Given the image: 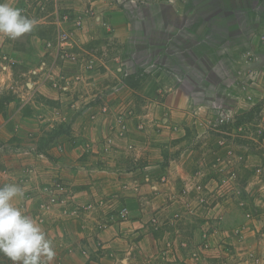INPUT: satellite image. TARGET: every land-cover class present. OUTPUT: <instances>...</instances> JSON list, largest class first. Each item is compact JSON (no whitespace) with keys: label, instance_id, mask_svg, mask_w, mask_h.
I'll return each instance as SVG.
<instances>
[{"label":"rangeland","instance_id":"rangeland-1","mask_svg":"<svg viewBox=\"0 0 264 264\" xmlns=\"http://www.w3.org/2000/svg\"><path fill=\"white\" fill-rule=\"evenodd\" d=\"M118 1L119 7L131 17V29L121 50L115 52L121 54L124 71L128 73L125 81L129 76L135 82L126 83L128 90L132 89L131 95L127 88L116 92L122 93L121 100L126 103L114 109L117 118L112 117L113 130L124 137L127 130L129 132L134 109L153 112L155 116L156 106L151 109L146 104L164 99L172 89L189 96L195 107L202 110L197 113L193 127L189 120L184 122L192 132L197 130L205 136L207 149L198 153L192 150L199 158L198 167L193 169L196 178L185 196L172 200L181 206L177 216L187 221L193 239L190 246L182 237L177 238L179 241L174 239L181 264H188L191 259L197 264H264V36L261 35L264 0H181L176 3L153 0L137 4ZM0 2L20 9L22 15L34 21L32 31L15 40L0 35V187L9 183L20 186L24 194L15 197L13 205L41 227L52 240L56 255L70 252L74 256L73 264H80L84 262L82 253L87 251V246L58 244L63 233L57 223L64 221L60 212L67 205L66 191H60L64 201L58 203L49 201L43 194L46 186L64 182L59 177L48 176L52 169L39 161L44 160L40 153L46 155L42 149L48 140L65 131V123L51 127L48 126L50 121L43 122L44 129L33 136L30 135L33 130H23L25 123H35L30 117L34 102L43 113L48 105L34 85L38 76L53 82L57 80L60 93L78 95V90L84 89L89 95L87 84L81 85L86 74H73V70L64 69H72L71 65L65 66L66 62L86 65V58L91 57V49L75 50L73 29L84 28L77 19L80 7L90 9L91 5H96V0ZM97 5L102 13L114 8L113 0H98ZM63 30L69 37L61 47ZM103 53L100 55L104 56ZM58 65L65 66L58 68L62 71L59 75L62 83L55 75ZM63 73L68 74L61 77ZM59 83L70 88L62 89ZM141 83L144 85L139 91ZM142 118L136 115L132 121L138 120L137 128L142 131L148 128L149 134L155 137L152 122L140 126ZM166 125L175 129L172 121H164L163 128ZM109 149L103 148L105 152ZM155 156H162L161 152ZM37 157L45 168L42 169L45 177L33 174ZM75 209H72L73 215H78V212L74 214ZM120 214L121 218L128 219L125 209ZM110 219H114V215ZM51 223L55 229L50 227ZM73 224L74 229L71 228L68 235L76 240L84 233L76 231L77 223ZM85 228L91 229L89 225ZM105 228L99 224L95 232L90 231L91 241L95 233ZM180 242V246L175 245ZM88 247L96 250L93 244ZM5 263L13 264L0 253V264Z\"/></svg>","mask_w":264,"mask_h":264},{"label":"crops","instance_id":"crops-1","mask_svg":"<svg viewBox=\"0 0 264 264\" xmlns=\"http://www.w3.org/2000/svg\"><path fill=\"white\" fill-rule=\"evenodd\" d=\"M97 1L90 9L83 8V5L80 7L77 19L84 24V28L73 29L75 50L80 52L79 49H91V57L86 58L85 62L87 66L66 62L65 66L71 65L72 69L58 65L55 74L59 77L62 73L58 70L59 67L73 70V74H86L87 80L81 85L87 84L89 95L84 89L78 90V95L60 93L57 80L53 82L38 76L39 80H35L34 85L44 95L48 105L43 113L42 110H37L39 107L34 102L33 117H30L35 123L24 121L27 125L23 131L33 130L30 133L32 136L37 135L43 128V122L50 121L48 126L51 127L65 123V131L48 140V144L42 149L46 155L40 153L44 160H39L52 169L51 175L46 174L61 178L65 186L67 207L60 212L64 221L57 223V226L61 225L59 227L63 233L58 244L70 247L74 244L87 246V251L82 253L84 262L80 264H181V256L175 250L174 239L179 241L177 238L182 237L188 241L189 246L193 239L190 236L191 228L186 225L187 221L177 216L181 213V206L172 200L185 196L193 178H196L193 169L198 167L199 158H196L192 150L198 153L201 149H207L205 136L198 134L197 130L192 132L184 122L189 120L193 127L197 113L202 110L195 107L189 96L172 89L164 99L152 100L150 104H146L151 109L156 106L155 116L153 112L145 113L134 109L135 113L130 117L129 132L127 130L124 137L117 135L110 124L112 117L117 118L115 107L125 104L126 100L122 101V93L116 92H122L126 88L128 90L129 87L125 81L128 73L124 71L121 54L115 51L121 50L130 35L131 17L119 7L121 3L118 0H113L114 8L109 13L99 12ZM146 1L153 0H126L125 3L137 4ZM166 1L176 3L181 0ZM106 27L110 30H106ZM261 33L263 38L264 29ZM100 53L105 55L101 56ZM67 74L63 73L61 77ZM58 79L62 83L60 77ZM143 85L144 83L139 85V91ZM60 86L62 89L70 88L63 87L62 84ZM128 91L131 95L132 89ZM127 98L128 95L125 99ZM18 111L21 118L23 112L21 109ZM136 115L143 117L140 126L152 122L155 137L149 134L151 130L148 128L144 131L137 128L140 122L132 121ZM164 121H172L175 129L171 130L168 125L163 128ZM40 133L42 135L43 130ZM114 141L115 146L111 145ZM103 148L111 150L105 152ZM160 152L162 156L156 158L155 155L159 156ZM254 155L261 158L260 154ZM38 157L34 161L37 166L35 171L33 169V174L44 176L42 169L45 168L41 167ZM74 207V214L78 212V215H73ZM124 209L128 219L120 217V212ZM112 214L114 219L111 220ZM73 222L77 223L76 231L80 230L81 235L84 233L76 240L68 235L74 227ZM52 224L50 227L54 228L55 225ZM99 224L106 228L95 233L94 240L91 241L93 238L88 234L90 231L95 232L94 228H99ZM88 225L90 230L85 228ZM89 244L95 245L96 250H90ZM180 244L181 242L175 245ZM73 257L70 252H62L59 256L55 255L50 264H73ZM192 263L197 264L194 259L188 264Z\"/></svg>","mask_w":264,"mask_h":264},{"label":"clouds","instance_id":"clouds-1","mask_svg":"<svg viewBox=\"0 0 264 264\" xmlns=\"http://www.w3.org/2000/svg\"><path fill=\"white\" fill-rule=\"evenodd\" d=\"M33 27L34 21L22 15L20 9L0 2V35L15 40ZM23 194L14 183L0 187V253L13 264H50L56 255L52 240L12 203Z\"/></svg>","mask_w":264,"mask_h":264},{"label":"built area","instance_id":"built-area-1","mask_svg":"<svg viewBox=\"0 0 264 264\" xmlns=\"http://www.w3.org/2000/svg\"><path fill=\"white\" fill-rule=\"evenodd\" d=\"M68 37L69 34L63 30L62 33L60 34L61 47L64 45L65 42L68 41ZM60 191L65 192V186L63 184L54 185L52 187L46 186L43 190V194H46L48 196V198L50 199L49 201L58 203L59 201L60 202L64 201L63 198H61L62 194H60Z\"/></svg>","mask_w":264,"mask_h":264},{"label":"trees","instance_id":"trees-1","mask_svg":"<svg viewBox=\"0 0 264 264\" xmlns=\"http://www.w3.org/2000/svg\"><path fill=\"white\" fill-rule=\"evenodd\" d=\"M134 82H135V79L133 77L129 78V76H128V78H126V83L127 84H134Z\"/></svg>","mask_w":264,"mask_h":264}]
</instances>
